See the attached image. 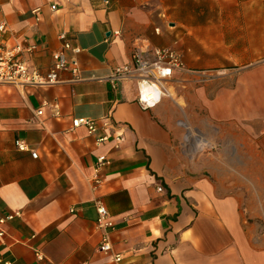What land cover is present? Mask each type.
I'll return each mask as SVG.
<instances>
[{"label": "crops", "instance_id": "1", "mask_svg": "<svg viewBox=\"0 0 264 264\" xmlns=\"http://www.w3.org/2000/svg\"><path fill=\"white\" fill-rule=\"evenodd\" d=\"M0 18L1 42L34 43L23 54L41 72L63 39L80 47L78 79L0 82V215L20 211L2 224L0 259L112 264L96 248L100 198L123 264H264V0H0ZM134 45L170 46L185 66L146 108L133 78H108ZM76 115H108L120 142L68 130Z\"/></svg>", "mask_w": 264, "mask_h": 264}, {"label": "built area", "instance_id": "2", "mask_svg": "<svg viewBox=\"0 0 264 264\" xmlns=\"http://www.w3.org/2000/svg\"><path fill=\"white\" fill-rule=\"evenodd\" d=\"M54 8V5H50ZM5 23L0 18V32L4 30ZM63 37L62 33H59ZM35 44L26 42L22 39L12 45H6L0 40V82L12 84L33 83L43 84L52 83L59 80L58 72L60 70H69L71 73L70 80L80 78L79 69L76 59V53L80 50L77 44H71L68 40L63 39L58 49L51 51L52 61L49 67L41 72L36 68L30 67L25 55L34 50ZM69 51V53H67ZM130 64L116 65L112 68L108 78L121 79L133 78L135 85V98L142 108L150 107L159 102L160 98L168 94L165 81L171 75L174 69H185L180 55L170 46L154 45L141 47L134 45L130 52ZM36 114L41 113V107L35 109ZM56 115L57 112L52 113ZM108 115H104L96 122L94 118L76 115L72 116L69 121L68 130L77 126H84L89 134H93L95 143L103 142L107 139L113 141V146L121 140L119 132H106L104 128L110 122ZM101 129V131H100ZM14 145L18 149H27L31 156L35 152L27 144L20 140L14 139ZM108 162L104 153H96L93 163V174L90 177V184L95 188L101 181V168ZM156 188L161 189L158 184ZM93 206L96 212L94 226L100 230V237L96 248L100 252L107 253L112 264H123L121 254L118 251H111L110 232L114 227V222L108 214L106 207L100 198H93ZM18 209L10 210L0 215V235L4 233L2 224L13 216H18ZM36 258L43 259L44 255L37 249L34 250ZM2 264H7L8 260L0 259ZM45 264H55L45 259Z\"/></svg>", "mask_w": 264, "mask_h": 264}, {"label": "rangeland", "instance_id": "3", "mask_svg": "<svg viewBox=\"0 0 264 264\" xmlns=\"http://www.w3.org/2000/svg\"><path fill=\"white\" fill-rule=\"evenodd\" d=\"M213 151H201L200 153L204 154V155H209L211 154ZM235 155H236V152L235 151H232V152H229L228 156H229V162L231 164H233L230 168H228V172L230 173L231 176L235 177L236 176V172H237V167L235 166Z\"/></svg>", "mask_w": 264, "mask_h": 264}]
</instances>
